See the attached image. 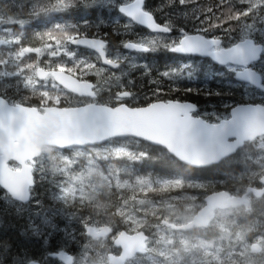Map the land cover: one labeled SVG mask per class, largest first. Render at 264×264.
<instances>
[{
  "label": "trees",
  "instance_id": "1",
  "mask_svg": "<svg viewBox=\"0 0 264 264\" xmlns=\"http://www.w3.org/2000/svg\"><path fill=\"white\" fill-rule=\"evenodd\" d=\"M130 1L0 0V96L38 109L81 103L50 78L37 81L34 73L41 66L95 83L96 102L108 106H116L117 94L127 91L134 94L124 100L131 107L190 102L198 107L196 116L215 123L238 104H264V94L237 83L232 70L169 50L183 32L219 39L224 47L245 38L264 45V0H145L144 10L170 29L164 35L151 34L118 12ZM77 36L100 38L108 56L125 60L119 69L104 68L92 51L70 45ZM128 42L151 51L127 52ZM184 64L192 67L174 78L159 76ZM254 69L264 79V54ZM154 79L160 81L159 92L150 83ZM215 92L220 95L209 94ZM248 144L228 160L203 168L188 167L165 149L133 138L84 149L43 148L27 203L0 188V264L36 258L40 264H62L51 257L59 251L72 255L74 264L85 255L117 254L112 239L120 231L149 236L147 252L126 264H264V203L217 212L205 229L181 233L164 224L183 212L195 213L210 193L238 195L256 181L261 172L245 167L248 155H239ZM102 226L111 229L110 236L87 235L88 227ZM256 240L260 250L252 252ZM90 257L94 264L105 261Z\"/></svg>",
  "mask_w": 264,
  "mask_h": 264
},
{
  "label": "water",
  "instance_id": "2",
  "mask_svg": "<svg viewBox=\"0 0 264 264\" xmlns=\"http://www.w3.org/2000/svg\"><path fill=\"white\" fill-rule=\"evenodd\" d=\"M145 0H133L119 7V12L136 25L153 34H169L167 27L156 23L146 26L143 21L151 15L143 9ZM189 36L208 40L207 52L175 51L179 55H191L209 58L214 64H227L244 67L236 73L238 82L252 84L264 91L261 76L256 71L246 68L257 62L263 52V45L247 38L228 48L218 47L220 40L209 39L200 34L184 33L175 48H187L182 42ZM80 48L94 51L106 67L117 68V65L106 57L105 43L97 38L80 37L71 41ZM146 48L136 43H127L126 49L142 51ZM222 61V62H221ZM255 73L248 79L246 74ZM51 75L62 88L78 96L93 98V84L80 81L64 71H45L39 68L36 75L44 80ZM128 93L121 94L124 98ZM176 101H156L141 108H131L126 104L115 107L88 103L78 107L60 108L50 106L40 112L37 108L21 104L12 105L0 96V187L14 200L26 203L30 199V189L34 185L32 168L34 159L40 153L42 145H50L57 149L84 148L102 144L116 139L133 137L152 145L162 147L179 162L201 168L216 164L232 155L245 141L264 135V107L260 105H238L231 109L230 119L211 124L201 118L192 116L194 111L185 112L177 107ZM163 104V106H159ZM153 105H156L153 107ZM198 121L196 124L194 122ZM9 162L19 165L12 169ZM260 182L264 185V175ZM247 202L244 196L230 195L226 191L208 194L201 207L191 221L184 225L166 223L173 230L187 231L194 226L207 227L214 219L217 210L243 206ZM87 234L92 237H105L110 228L105 226L99 230L90 227ZM148 235L143 231L127 233L121 231L113 241L119 254L109 253L106 263L126 264L137 254H144L147 248ZM257 250L258 245L253 244ZM52 257L64 264H73L72 255L64 251L53 253ZM29 264H35L30 262Z\"/></svg>",
  "mask_w": 264,
  "mask_h": 264
},
{
  "label": "snow or ice",
  "instance_id": "3",
  "mask_svg": "<svg viewBox=\"0 0 264 264\" xmlns=\"http://www.w3.org/2000/svg\"><path fill=\"white\" fill-rule=\"evenodd\" d=\"M181 3H183V0H181ZM153 20H154V16L149 15V16L146 17V19L143 21V23L146 26L152 25ZM182 43L185 44V45H187V48H172V49H169V50L170 51H182V52L197 51V52L204 53V52H207V50H208V44L210 42L208 40H201V39H199L197 37L189 36ZM140 50H142V51H151V49H147V48H141ZM143 67L145 69H147V65H143ZM191 67L192 66L189 65V64H184V65L181 66V68L179 70H173L171 72L166 70L164 72L159 73V76H162L164 78H174L176 75H178V73L180 71H183V69H185V68H191ZM144 75H150V71L146 70L145 73H144ZM254 75H255V73H248V74H246V76H247L248 79H251ZM187 76H188L189 79H191V78H193V73L192 72H188L187 73ZM130 83H133V81H130ZM150 83H154V84H157L158 85L157 92H159L161 90L160 87H159L160 81L154 79V80L150 81ZM174 90H179V89H174ZM209 94H214V95H217V96L220 95L219 92L209 93ZM133 95L134 94H128L126 96V98L127 99H131ZM155 106L156 105H153V107H155ZM159 106L162 107L163 104H161ZM177 107L183 109L185 112L198 110V107L197 106H195V105H193L191 103H187V102H185V103H177ZM194 123L198 124L199 122L196 121ZM45 244L47 245V239H45ZM35 264H40L39 258H36L35 259Z\"/></svg>",
  "mask_w": 264,
  "mask_h": 264
},
{
  "label": "flooded vegetation",
  "instance_id": "4",
  "mask_svg": "<svg viewBox=\"0 0 264 264\" xmlns=\"http://www.w3.org/2000/svg\"><path fill=\"white\" fill-rule=\"evenodd\" d=\"M262 105L264 106V104ZM248 145V149L244 150L239 155H242L243 158L244 154H247L248 165L245 167L250 168L252 171H260L261 174L256 181L248 185L241 193V195L248 198L247 204L244 205V207H251L253 203L257 202L264 203V185L260 182V179L264 174V136L254 139L249 142ZM228 158L226 159L228 160Z\"/></svg>",
  "mask_w": 264,
  "mask_h": 264
},
{
  "label": "rangeland",
  "instance_id": "5",
  "mask_svg": "<svg viewBox=\"0 0 264 264\" xmlns=\"http://www.w3.org/2000/svg\"><path fill=\"white\" fill-rule=\"evenodd\" d=\"M115 59L117 60H121V61H124L125 58L123 55L119 56V57H114ZM100 90H98L99 92ZM248 209V208H246ZM193 213H190V211L188 212H183L181 215L173 218V220L171 222H174V223H178V224H184L186 223L188 220L191 219ZM253 252V251H252ZM90 256H93L94 260L98 258V261H103L105 259V256L103 257L102 255H99V257H95V255H90ZM90 256H83L80 260H79V264H94V263H91V257Z\"/></svg>",
  "mask_w": 264,
  "mask_h": 264
},
{
  "label": "clouds",
  "instance_id": "6",
  "mask_svg": "<svg viewBox=\"0 0 264 264\" xmlns=\"http://www.w3.org/2000/svg\"><path fill=\"white\" fill-rule=\"evenodd\" d=\"M42 147H43L44 150H46V151H51V146H50V145L45 144V145H42Z\"/></svg>",
  "mask_w": 264,
  "mask_h": 264
},
{
  "label": "bare ground",
  "instance_id": "7",
  "mask_svg": "<svg viewBox=\"0 0 264 264\" xmlns=\"http://www.w3.org/2000/svg\"><path fill=\"white\" fill-rule=\"evenodd\" d=\"M197 20V19H196ZM190 21V20H189ZM247 37V36H246ZM236 88V87H235ZM102 98V97H101ZM227 110V109H226Z\"/></svg>",
  "mask_w": 264,
  "mask_h": 264
}]
</instances>
